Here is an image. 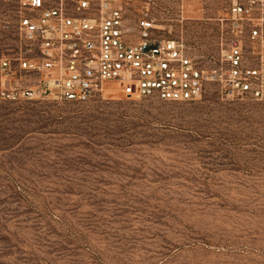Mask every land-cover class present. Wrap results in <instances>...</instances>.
Instances as JSON below:
<instances>
[{
    "label": "rangeland",
    "instance_id": "374dc122",
    "mask_svg": "<svg viewBox=\"0 0 264 264\" xmlns=\"http://www.w3.org/2000/svg\"><path fill=\"white\" fill-rule=\"evenodd\" d=\"M19 0H0V57ZM207 68L221 0H138ZM0 264H264V102L0 99Z\"/></svg>",
    "mask_w": 264,
    "mask_h": 264
},
{
    "label": "built area",
    "instance_id": "2783aa9c",
    "mask_svg": "<svg viewBox=\"0 0 264 264\" xmlns=\"http://www.w3.org/2000/svg\"><path fill=\"white\" fill-rule=\"evenodd\" d=\"M138 0H19L15 47L0 57V99L86 102L105 93L195 101L210 83L264 102V0H221L227 44L211 68L160 32Z\"/></svg>",
    "mask_w": 264,
    "mask_h": 264
},
{
    "label": "bare ground",
    "instance_id": "6f19581e",
    "mask_svg": "<svg viewBox=\"0 0 264 264\" xmlns=\"http://www.w3.org/2000/svg\"><path fill=\"white\" fill-rule=\"evenodd\" d=\"M112 84V83H111ZM113 86H115L114 84H112ZM116 87V86H115Z\"/></svg>",
    "mask_w": 264,
    "mask_h": 264
}]
</instances>
